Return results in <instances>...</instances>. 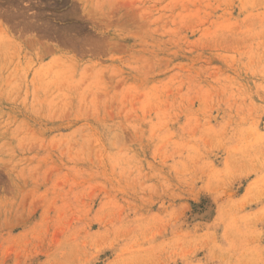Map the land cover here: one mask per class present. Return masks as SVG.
<instances>
[{"label":"rangeland","instance_id":"obj_1","mask_svg":"<svg viewBox=\"0 0 264 264\" xmlns=\"http://www.w3.org/2000/svg\"><path fill=\"white\" fill-rule=\"evenodd\" d=\"M0 264H264V0H0Z\"/></svg>","mask_w":264,"mask_h":264}]
</instances>
